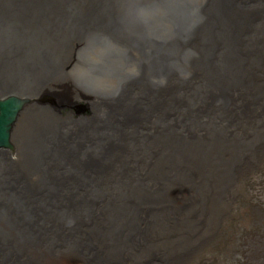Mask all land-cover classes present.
Masks as SVG:
<instances>
[{
	"label": "bare ground",
	"instance_id": "1",
	"mask_svg": "<svg viewBox=\"0 0 264 264\" xmlns=\"http://www.w3.org/2000/svg\"><path fill=\"white\" fill-rule=\"evenodd\" d=\"M262 167L264 0H0V264H220Z\"/></svg>",
	"mask_w": 264,
	"mask_h": 264
},
{
	"label": "rangeland",
	"instance_id": "2",
	"mask_svg": "<svg viewBox=\"0 0 264 264\" xmlns=\"http://www.w3.org/2000/svg\"><path fill=\"white\" fill-rule=\"evenodd\" d=\"M74 109L83 111L84 105ZM242 184L247 197L236 201L233 215L222 220L221 228L215 229V240L203 252L205 258L214 256L213 261L219 256L220 264H264V244L260 245L264 243V167Z\"/></svg>",
	"mask_w": 264,
	"mask_h": 264
}]
</instances>
